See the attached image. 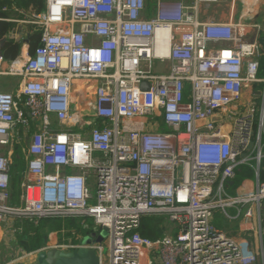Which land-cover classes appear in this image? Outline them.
Returning a JSON list of instances; mask_svg holds the SVG:
<instances>
[{"label": "built area", "instance_id": "built-area-1", "mask_svg": "<svg viewBox=\"0 0 264 264\" xmlns=\"http://www.w3.org/2000/svg\"><path fill=\"white\" fill-rule=\"evenodd\" d=\"M220 2L235 0H155L146 18V0H45L44 12L20 20L36 25L40 38L33 54L0 68L18 79L16 91L0 90V239L16 219L82 215L109 231L106 257L101 243L87 244L99 264L256 262L264 119L253 99L235 104L264 84L261 50L245 39L243 23L198 19L199 4ZM9 8L0 0V13ZM158 30L167 37L158 39ZM156 61H170L169 70H154ZM76 79L98 81L89 114L72 93ZM255 91L264 98V87ZM15 144L26 163L19 204L10 202ZM244 165L255 173L254 190L231 194L229 181ZM219 208L227 218L235 209L239 232H258L260 248L245 250L214 225ZM144 214L165 215L170 233L142 236Z\"/></svg>", "mask_w": 264, "mask_h": 264}, {"label": "crops", "instance_id": "crops-1", "mask_svg": "<svg viewBox=\"0 0 264 264\" xmlns=\"http://www.w3.org/2000/svg\"><path fill=\"white\" fill-rule=\"evenodd\" d=\"M11 1H13V0H6V2H5L10 7L9 10L7 12H5V13H7V17H5V18H9V20H6V21L14 22V28L12 30H13L15 37L9 38V34L12 31L11 30L8 34V37L7 38L4 37V38H6V40L10 39L16 43L21 44V49H20L18 56L19 57L20 56L26 57L29 54L30 36L33 35L34 33L40 32V29L32 23L21 22L20 20L24 19V17H26V18L31 17V14L34 12L35 13L44 12L45 7H46V3L44 1L43 10H41L40 12H37L31 4L28 7H26L23 5L22 6L16 5L14 2L12 3ZM183 1L187 5L192 4V0H183ZM154 3H155V0H146V8L147 9H146V12L144 13V16L146 18H150L154 14V6H155ZM211 4H214V3H202V4L198 5L197 12H198V19L200 21H204V22H206V21H208V22L209 21L228 22V21L232 20L234 22L243 23L245 26V39L249 40V41H257L259 43L260 50L264 53V0H235L234 4H231L229 2L215 3L217 6L221 7L220 13H219V11H216V10L209 12L207 10V8ZM20 10L23 11V14L20 13ZM9 60H10V58L6 59L5 62H2L0 64V68L1 69L6 68L8 66ZM170 65H171L170 61H165L163 63V69L157 70V71L167 72L170 68ZM1 76L11 78V81L8 82V84L4 90L10 91V92L16 91V89L18 87L17 77L6 76V75H1ZM97 86H98V81L95 79H76L73 82L72 93L74 94L75 98L79 99L82 102L83 113H85V114H89L93 111L94 95H95V89ZM263 87H264V84L260 88H263ZM254 89L256 90L259 88H257V86H255ZM255 90H253V91L247 90V92L251 93L250 97H253V98L259 97L258 95L254 96L253 92H255ZM87 102H91L92 108L90 110H87V107H88ZM258 106L260 107V112H261V105L259 104ZM85 108H86V110H85ZM263 119H264V113H263ZM164 128L165 127H163V125L159 126V129H161V130H163ZM18 145L22 149L23 145H21V144H18ZM14 146H13V150H14ZM21 152H22V150H21ZM252 164H254V160H251V165ZM25 168H26V166L24 165L23 173L25 171ZM240 168H242V167L240 166ZM262 172L264 173V170ZM250 177L252 179L253 178L255 179V173L254 172L251 173L250 175H248L247 177H245L244 179L239 181L238 184H236L237 183L236 180L235 181H229L230 185H228V191L234 195L239 194V193H247V192L253 191L254 186H255V182H253V180ZM262 178H264V177H262ZM230 209H232V211L228 209V212L230 215H232V218H227L224 215L223 216L227 219H235L236 218L235 217L236 210L233 208H230ZM213 219H214V215H213ZM236 219H238V225H237V231L238 232L236 234H234L235 232H233L232 230H229L227 232H229L230 235H232L236 238L240 237L242 239V242H240V243L244 246L245 250H249V248H248V244L243 240L242 237L244 235H251V236L254 235L256 237V242H257L256 248H260V238H259L258 232H256V233H254L253 231L239 232V230H238L239 229V218H236ZM1 228H2V225H0V229ZM166 229H167V226L166 227L164 226L163 227V235L165 232H167ZM14 232H9V233L4 232L2 238L0 239V244H2L3 238L6 236V234L8 235L7 236L8 242L9 241L12 242L11 239H12ZM172 233H174V232H172ZM63 234H64L63 232H50V233H48L46 235V238H45V246L37 249V250H40L38 253L43 251L42 249L48 250V249L53 248L58 242L59 243H66L68 241H71V238L64 239ZM65 240H67V241H65ZM62 241H65V242H62ZM251 242H252V240H251ZM72 243H74V242H72ZM78 243H82V242H80V241L75 242V244H78ZM37 254L35 256H37ZM34 258L36 259L37 257H31V259H30V261H28V263L31 264V262L34 260ZM258 258L261 259L260 264H264V253L259 254ZM7 262H9V261H7ZM5 263L6 262H4V264Z\"/></svg>", "mask_w": 264, "mask_h": 264}, {"label": "trees", "instance_id": "trees-1", "mask_svg": "<svg viewBox=\"0 0 264 264\" xmlns=\"http://www.w3.org/2000/svg\"><path fill=\"white\" fill-rule=\"evenodd\" d=\"M45 0H13L16 5L28 7L30 4L37 12L43 10ZM6 2V0H5ZM1 17H7V13L1 12ZM14 28V22L0 20V40L8 37L9 32ZM40 32L34 33L29 40V54H33L35 48L39 43ZM21 44L7 39L0 46V54L6 60L8 58L15 59L20 52ZM259 77L264 78V53L260 56ZM260 87L263 83L259 84ZM24 159L19 145L14 146L12 163L10 165V202L11 204H19L20 183L22 173L24 170ZM264 165V160L261 166ZM260 171V177H264V173ZM250 165H244L237 171L235 178L236 184L242 179L253 173ZM238 180V181H237ZM165 215L144 214L141 216L140 225L138 227L139 233L152 240L163 235V228L161 226ZM15 232L12 236V245L16 250L26 252L35 251L45 246L46 235L50 232H63V238H71L72 242L79 241L80 237H85L93 230V221L88 216H46L41 218H21L14 220ZM67 241V240H65ZM62 241V242H65ZM21 251V252H22ZM264 253V241H263Z\"/></svg>", "mask_w": 264, "mask_h": 264}, {"label": "rangeland", "instance_id": "rangeland-1", "mask_svg": "<svg viewBox=\"0 0 264 264\" xmlns=\"http://www.w3.org/2000/svg\"><path fill=\"white\" fill-rule=\"evenodd\" d=\"M207 10L209 12L213 11V10H216V11H219V13L221 12V7L220 6H217L215 3L214 4H211ZM263 52L261 51V54ZM163 69V64L156 61L154 62V70H162ZM11 81V78H7L5 76H0V90H4L8 84V82ZM257 88H260L259 85H257ZM247 91H245L243 97H242V103L240 102H237L235 104V106H237L238 109H243L244 108V105L246 104V102L250 101L253 99V101L257 104V105H261V101L262 99L260 97H250V94ZM225 122H230V119H226ZM55 125H56V121H55ZM251 178V177H250ZM252 179V178H251ZM253 182H255V179L253 178L252 179ZM92 188L94 189V183H92ZM232 211V209H229ZM92 219V218H91ZM93 221V219H92ZM166 217L164 218L161 226L162 228L164 227L165 225V222H166ZM213 224L217 225L219 228H221L222 230L224 231H229V230H232L233 232H235L234 234H236L238 231H237V225H238V219H227L223 216V211L222 209H216L214 210V219H213ZM93 230L90 232V234H93V236H101L103 238L101 244L103 246V255L106 257L107 256V253H108V250H109V231L104 229V227H101L99 225H96L93 221ZM170 227L167 226V232L170 233ZM8 233V232H6ZM7 234L6 236L3 238V241H2V244H0V264H4V262H11L12 260H15L18 258L17 261L13 262L14 264H21L23 262V264H29L28 261H30L31 259V256L30 257H26L24 258L23 260L22 259H19L20 258V253L21 251L20 250H16L13 245H12V242L9 241L8 242V238H7ZM243 240L248 244V248L249 250L248 251H251V250H256V245H257V242H256V237L254 235H244L243 237ZM5 239V240H4ZM239 242H242V239L240 237H237L236 238ZM84 237H80L79 238V241L84 243ZM252 240V242H251ZM86 241V240H85ZM90 242V241H89ZM91 243V242H90ZM252 243V244H251ZM32 257H35V256H32ZM33 259V258H32ZM37 260L34 258V260L31 262V264H36ZM260 261L261 259L258 258L257 261L255 262V264H260ZM13 263H10V264H13Z\"/></svg>", "mask_w": 264, "mask_h": 264}, {"label": "water", "instance_id": "water-1", "mask_svg": "<svg viewBox=\"0 0 264 264\" xmlns=\"http://www.w3.org/2000/svg\"><path fill=\"white\" fill-rule=\"evenodd\" d=\"M4 41H6V38H2L0 40V45H2ZM149 87V82H143L141 84L142 89H149ZM260 94L261 91L254 92V96ZM261 99V115L263 116L264 98L262 97ZM104 229L107 230V228ZM84 239L86 241L84 240L82 246L71 251H63L54 247L45 251H41L40 253H38L36 264H99L98 255L96 254L94 249L88 248L87 244H92L95 242L101 243L103 238L99 235L94 237L93 234H88L84 237Z\"/></svg>", "mask_w": 264, "mask_h": 264}, {"label": "bare ground", "instance_id": "bare-ground-1", "mask_svg": "<svg viewBox=\"0 0 264 264\" xmlns=\"http://www.w3.org/2000/svg\"><path fill=\"white\" fill-rule=\"evenodd\" d=\"M167 31H161V30H158L157 31V34H156V37L158 38V39H163V38H166L167 37ZM162 52H164V53H167V52H165V47H161V49H160ZM87 110H90L91 108H92V105H91V102H87ZM82 110H83V108H82ZM85 110H86V108H85Z\"/></svg>", "mask_w": 264, "mask_h": 264}]
</instances>
